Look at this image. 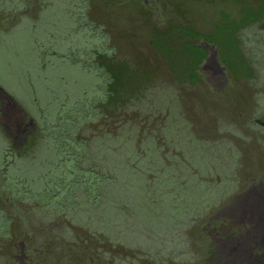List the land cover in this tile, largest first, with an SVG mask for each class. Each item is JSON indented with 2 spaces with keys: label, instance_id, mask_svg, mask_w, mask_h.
<instances>
[{
  "label": "rangeland",
  "instance_id": "1",
  "mask_svg": "<svg viewBox=\"0 0 264 264\" xmlns=\"http://www.w3.org/2000/svg\"><path fill=\"white\" fill-rule=\"evenodd\" d=\"M42 2L27 0L23 12L35 28L46 30L40 28L32 46L47 40L45 32L49 38L73 36L62 25H45ZM86 2L90 24L85 35L68 36L67 50L57 43L42 46V52L69 61L66 53L77 47L79 62L112 68L123 97L112 102L105 124L88 130L97 136L93 153L105 161L111 156L117 161L125 141L135 140L128 158L118 164L131 168L140 180L125 172L119 184L120 201L135 214L127 213L122 226L114 223L117 214L107 206L112 193L102 189L105 195L94 205L98 210L91 206L92 198L78 192L74 198L87 204L72 214L56 213L54 207L44 210L37 200L0 197V210L10 213L13 233L0 245V264H264V0ZM82 10L75 5V13L81 16ZM9 16L0 8V33L14 27ZM96 26L100 27L94 32ZM28 32L34 35L33 27ZM92 33L106 38L90 40ZM15 37L0 53L2 153L6 148L28 152L34 146L51 151V136L39 141L45 122L55 124L49 108L39 110L24 101L33 91V80L26 74L38 73L35 57H29L34 55L30 36L18 31ZM76 67L62 65L54 75L63 72L74 78L70 91L78 81L82 91L95 89L99 79L83 68L95 77L91 80ZM38 81V91L47 98ZM48 87L49 98L57 99L58 105L62 92L55 83ZM180 139L183 157L177 147ZM147 157L154 168L144 170L140 162ZM92 169L96 182L112 176L107 166L101 170L95 163ZM38 171L37 165L24 169L28 176ZM74 178L68 177L63 189L45 181L43 191L68 192L75 186ZM4 181L0 177V190ZM182 196L179 210L189 212L174 221L181 212L172 205ZM111 223L112 231L107 227Z\"/></svg>",
  "mask_w": 264,
  "mask_h": 264
},
{
  "label": "trees",
  "instance_id": "2",
  "mask_svg": "<svg viewBox=\"0 0 264 264\" xmlns=\"http://www.w3.org/2000/svg\"><path fill=\"white\" fill-rule=\"evenodd\" d=\"M55 1V2H54ZM27 0H0V8L4 13L7 12L8 16L11 15L10 18V24L13 25L10 30L2 31L0 33V53L7 49V47L10 45L11 40L16 39L15 35L18 31H22L23 34H27V36H30V47H32V52L34 55H31L29 57H35V64L36 68H38V73L36 75L33 74V72L30 70V72H27L28 79H32L33 82H31L32 86V93L30 97L24 101L28 102V104H31L32 102L36 104V107L39 108V110L42 109H48V112L50 111L52 119L54 120L55 124L47 123L45 122V127L43 128V131H46L44 133V137H40L39 141L44 142V138L51 136L53 138V142H55V146L49 144L51 147V151L49 148L40 147L37 149V146H34L33 149L29 148V151L26 152L25 150L23 152L17 151L15 148H6L5 151L2 153V148L5 146V142L2 138H0V142H2V147L0 149V177L4 178V186L3 189L0 190V197L3 199L10 200L11 198H22L24 201H29L30 203L32 201H41L44 209V206L54 207L56 213H74L75 211L79 210L81 205L87 204L84 202H81L77 199H75V195L78 194V192L84 196H87L86 199L92 198V201L89 202L92 203L93 207L94 205H100L101 203L100 199L101 196L103 197L105 193H101L99 190L102 189L104 191H110L112 193V197H110V200L107 202V206H109L112 210H114V213L116 215V220H114V223L119 221L122 226V219L126 217L127 213H134V210L130 211V206L127 205L124 202H121V192H119L120 186L119 184L121 182H124L123 179H126V173L130 175H134L132 178L133 180H138V177L136 172H134L131 168L126 167L118 168L119 162H122L125 160V158H128L129 149H131L134 139H127L125 141V151L120 153L118 155L117 161H112L110 158L108 161H105L104 157L101 155V157L95 156L93 152H95V147H93L94 141L96 142V139L94 135V132L89 133V127L92 126V129L95 130L96 127L100 126L102 123H106V121L109 119V110L112 107V102L116 100V98H122L123 96L118 93V90L115 86L116 85V75L114 74L112 68L108 65L102 64L101 62L96 63L99 65L103 70L93 64V67L89 64H85L84 62L81 63L78 61L80 58L78 56V53L81 51L77 47H71L69 51L66 53L70 55L69 61H66L63 59V55L61 56H48L46 57L42 52V46H45L46 44H49V46H59V49L62 47L63 51L67 50L66 45L71 41L70 38L77 37L80 38L83 35H85V29L89 27V21L86 18L88 15V3L86 0H43L41 3L42 5L45 3L44 8L41 10L45 11L47 16L46 18L48 21L45 22L48 23L47 25H50L52 27H60L62 25L63 28L68 29V31H72L74 34H67L66 38L62 37H48L47 32L44 33L46 35V39H41L39 42L35 43L34 46L31 44V39L34 44L36 36L39 35L40 28H43L45 30L44 26H38L35 28V26L30 22V19L28 16L23 15V12L26 10L27 7ZM57 3V4H55ZM75 5L78 6L79 9H84L81 11V16L75 13ZM77 16V17H76ZM17 17L19 18V21L17 22ZM15 20V21H12ZM17 22V24H15ZM33 27V33H29L28 29H32ZM100 26H96V29L93 30L94 32H97ZM55 28H52V30H57ZM46 31V30H45ZM36 34V36H35ZM62 35V33H60ZM88 35H90L87 32ZM68 36L70 38H68ZM97 36V37H96ZM98 36L96 33H92V36L89 37L90 40H98ZM106 38V35H103ZM102 36V37H103ZM39 37V36H38ZM37 37V38H38ZM87 37V35H86ZM96 37V38H95ZM54 38L56 41L53 44ZM76 38V40H77ZM18 39V38H17ZM42 42H45V44H42ZM77 48V52L75 49ZM71 51V52H70ZM80 51V52H78ZM62 52V50H61ZM58 52V53H61ZM64 53V52H63ZM100 56V54H97ZM72 56V57H71ZM50 64H49V63ZM69 63L71 65H69ZM63 66H78L80 71L84 72V75H86L88 72H85V69L89 71V73L99 79L98 85L95 89H87L85 91H82V83L77 82V84L72 87L71 85L74 78L69 77L67 74H64L63 72L61 74L54 75V72L59 70ZM98 68L99 72L96 70ZM50 70H51V77H50ZM97 72V74L95 72ZM88 73V76H90L91 80H94L95 77L91 76ZM59 76V77H58ZM37 77V79H36ZM43 82V88L46 91V94H48L47 98H44L42 95V92H39L37 89V81ZM38 81V82H39ZM55 83L56 88H58L62 94V99L58 102L59 104H55V101L57 99H50L49 97V87L48 85H51ZM1 84V82H0ZM95 87V85H94ZM74 88V89H73ZM67 89L68 91H66ZM52 91V89H51ZM15 93V92H14ZM69 93L72 94L71 98H69ZM83 93V94H82ZM52 95V92L50 93ZM64 95L65 98H64ZM32 103V104H33ZM52 104V105H51ZM55 104V105H54ZM51 107V108H50ZM55 112V113H54ZM50 117V116H48ZM52 120V121H53ZM49 134V135H47ZM47 135V136H45ZM89 135V137L87 136ZM35 138V137H34ZM44 139V140H43ZM95 139V140H92ZM99 139V138H98ZM192 143V142H191ZM114 145V144H113ZM179 151H183L182 157L184 156V148H183V139H180V142L177 145ZM107 151H111L109 147L106 149ZM9 151V155H6V152ZM66 151L68 153L64 154ZM128 151V152H127ZM155 155V152H154ZM12 160H10L9 157H12ZM177 158V156H175ZM151 157H147L146 159L141 160V167L142 169H148V168H154L153 165L150 163ZM105 161V162H104ZM114 165H112V163ZM98 163V166L101 167V170H104L105 167L111 171V175L113 176H107L106 180H103V182L99 181L96 182L93 179L94 175V164ZM108 164H111L108 166ZM35 165L39 167V171L35 174V176H28L25 174L24 169L25 168H33ZM106 165V166H105ZM150 165V166H149ZM112 168V170L110 169ZM157 167H159L157 165ZM185 168V166H184ZM184 168H182V173ZM176 172H179L178 169L175 168ZM116 173L119 175L118 179H116ZM187 173V172H185ZM64 174V175H63ZM121 174V177H120ZM175 174V172H172V175ZM65 176V177H62ZM75 176L74 180H72V184L75 186L71 188L68 192L63 191L61 193L60 191L54 194V190H49L44 192L43 191V183L45 181L51 180L53 181L55 186H60L61 189H63L64 182L67 180L68 177ZM120 177V179H119ZM110 178V180H109ZM114 178V179H113ZM141 180L140 185L142 187ZM194 182V181H193ZM2 184V183H1ZM27 189V190H26ZM29 190V191H28ZM98 190V191H97ZM142 191V190H141ZM3 195H2V194ZM5 193V194H4ZM99 193V194H97ZM144 196L145 191L143 192ZM49 199H54L56 201H52ZM182 199L178 202L176 200L172 207L175 209L178 207L177 211L179 210V207L182 204ZM112 200V202H111ZM49 201V202H48ZM118 201V202H117ZM88 202V203H89ZM34 203V202H32ZM46 203V204H44ZM81 203V204H79ZM126 205L125 210L123 205ZM152 204V203H151ZM187 204V203H185ZM115 205V206H114ZM119 205H121L119 207ZM160 205H163L160 204ZM88 207L87 205H84ZM152 206H157V204L153 203ZM169 206V205H168ZM185 206V205H183ZM105 207V206H104ZM103 207V208H104ZM171 207V206H170ZM96 208V207H95ZM101 208V207H100ZM99 208V209H100ZM102 208V209H103ZM97 209V208H96ZM45 210V209H44ZM98 210V209H97ZM181 213H177L176 216H180L179 219L174 221L182 220L183 213L189 212L184 211L182 213L181 209L179 210ZM126 212V214H125ZM125 214V215H124ZM137 215H135V218ZM10 213L8 214V211L5 210V208H1L0 210V240L3 241L0 243V245H4L6 241L9 239H12L13 233L12 229L9 226L10 223H12V220L10 219ZM186 219V218H184ZM138 221V219H137ZM139 223V222H138ZM176 223V222H175ZM178 223V222H177ZM179 224V223H178ZM107 225V224H106ZM112 225V226H111ZM111 225H107L109 230H113V223ZM140 226V225H139ZM115 224V228H116ZM138 227V226H137ZM139 228V227H138ZM113 233H116L115 230ZM121 233V228H120Z\"/></svg>",
  "mask_w": 264,
  "mask_h": 264
},
{
  "label": "bare ground",
  "instance_id": "3",
  "mask_svg": "<svg viewBox=\"0 0 264 264\" xmlns=\"http://www.w3.org/2000/svg\"><path fill=\"white\" fill-rule=\"evenodd\" d=\"M254 206H255V209H256V210H259V205L257 206V205L254 204ZM262 206H263V205H261L260 207H262ZM250 212H251V211H250ZM242 213H243V212H242ZM257 215H258V214H257ZM261 222H262V221H261ZM259 223H260V222H259ZM259 223H258V224H259ZM256 224H257V223H256ZM256 235H257V234H256ZM259 238H260V236H259ZM258 240H259V239H258ZM234 262H235V261H234Z\"/></svg>",
  "mask_w": 264,
  "mask_h": 264
}]
</instances>
